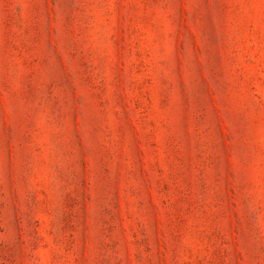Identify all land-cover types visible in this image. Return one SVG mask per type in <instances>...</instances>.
I'll return each mask as SVG.
<instances>
[{
	"label": "rangeland",
	"instance_id": "obj_1",
	"mask_svg": "<svg viewBox=\"0 0 264 264\" xmlns=\"http://www.w3.org/2000/svg\"><path fill=\"white\" fill-rule=\"evenodd\" d=\"M0 264H264V0H0Z\"/></svg>",
	"mask_w": 264,
	"mask_h": 264
}]
</instances>
